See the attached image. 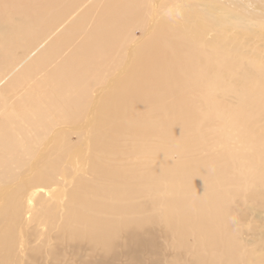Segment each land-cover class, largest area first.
<instances>
[{
    "label": "bare ground",
    "instance_id": "obj_1",
    "mask_svg": "<svg viewBox=\"0 0 264 264\" xmlns=\"http://www.w3.org/2000/svg\"><path fill=\"white\" fill-rule=\"evenodd\" d=\"M22 2L17 0L10 8ZM143 3L107 0L92 28L91 40L79 45L104 54L123 52L119 63L124 69L118 72L109 67L116 53L105 56L109 73L94 79L95 85L103 86L99 95H89L82 76L87 66L77 60L73 66L82 74L68 77L62 67L49 95L36 103L40 121L46 113L44 107L58 106L61 118L86 129L83 144L77 145L81 159L77 166L84 171L87 164L94 173L91 185L83 188L75 179L71 188L56 189L54 202L41 210L29 204L23 208L24 214L30 209L23 225L21 203L16 199L26 194L31 201L39 196L53 197L32 189L47 184L48 175L59 167L65 157L60 152L67 147V132H50L47 148L40 151L30 179L24 181V176L19 179L24 167L20 172L18 167L26 164L34 151H19L23 126L18 113L15 120L0 121L16 122L12 131L0 129V146L9 151L6 155L0 152V264H60L68 255L81 253L85 245L90 250L84 252L90 257L81 264H120L119 253L127 255L125 264H164L158 243L161 235L181 237L177 261L184 246L195 245L197 254L186 264H241L242 259L247 260L245 252L237 256L240 242L234 233L238 213L233 195L264 204V56L250 52L249 57L240 50L245 34L264 35V0H225L230 10L221 11L218 5L225 6L222 0H205L209 24L200 22L193 31L187 29L186 21L192 15L186 12L180 28H175L165 15L152 20L144 40L136 43L131 38L136 44L129 45L125 32L129 26L140 25ZM40 19L41 14L24 22L20 14L13 24L2 20L0 45L18 24L28 27ZM218 27L235 33L220 34ZM229 95L235 97V105H227ZM33 97H29L32 105L36 102ZM27 98L22 99V105ZM15 106L20 108L19 101ZM192 111L197 118L191 117ZM218 122L227 132L221 131L214 139L221 149L209 153L201 129ZM233 139L240 150L229 144ZM17 178L18 187L14 183ZM63 197L71 212L69 221L63 220L65 224L53 233L38 229L53 223L56 202ZM30 223H35V228ZM202 248H211L212 253L204 254ZM147 251L151 254L148 262L142 255Z\"/></svg>",
    "mask_w": 264,
    "mask_h": 264
},
{
    "label": "rangeland",
    "instance_id": "obj_2",
    "mask_svg": "<svg viewBox=\"0 0 264 264\" xmlns=\"http://www.w3.org/2000/svg\"><path fill=\"white\" fill-rule=\"evenodd\" d=\"M16 1L17 0H1L0 22H3L2 20H4L8 22L10 21L13 24V19L18 18L20 14L22 21L27 22L33 16L35 18L41 14V19L38 24H32L33 22H31L28 27L18 24V28H15L13 31L11 30L10 38H8L3 45H0V50H2L0 51V121H5V118L9 119L8 117H10V120H15L16 114L18 113V120L22 121L21 123L23 126L21 133L25 131L23 134L20 133L19 135L23 143L22 146H24L23 148L20 144L19 151L22 153L27 152V154L31 149L34 151L32 156H27L28 161L26 164L20 165L18 167L19 170L13 169L20 172L21 168L24 167L21 170L20 178H18L23 179L21 177L24 176L26 177L24 178V181L30 179V170L32 166L39 161L40 151L45 147L47 148L49 144L48 140L53 134L50 132H54L55 130L58 132H67V147L60 152V155L64 154L65 157L61 158L59 167L56 171L48 175L47 184L43 186L36 184V188L32 189H37L39 191L38 194H52L51 196L53 197H48L47 195L39 196L37 199H32L31 201L28 194H26L27 197L19 196L16 199L21 203L20 208L21 213L23 214L22 221L25 222L23 225H26V218L30 215V209L24 214L23 208L26 206L28 207L29 204L31 206H37L38 209L41 210L43 205L52 204L54 202L56 197L53 195V192L56 189H62L63 192L66 189L71 188L75 185V181H77L75 179H78L76 182L77 185L81 183L83 188H85L86 186L91 185L89 184L91 180H94V173L88 170L87 164L83 165V167L86 166L84 171L83 169L79 170L77 166L78 161L81 160L80 156L76 154L77 147H80V144H83V136L85 137L86 129L82 128L81 123H68L72 122V120H64L61 118L59 114L62 111L59 110L58 106L44 107L46 113L44 119H41L40 121L39 117L35 114L37 101H44L49 95V89L52 87L54 88L55 86V84L52 83L53 80H55L54 76L62 67H64L66 76L68 77H71L75 72L81 73L75 66H73L77 60L87 66L84 74H81L84 77V82L89 86V95L91 98H95L99 95L103 88L102 85L94 84L95 76H100L106 72L109 73V70L107 69L108 62L107 59H105V56H112L116 53L114 54V58H111V61L109 62L112 64L109 67H112L110 70L113 69V72L121 71L124 67L119 63L123 56L122 51L121 53L118 50V53L104 54L103 50H97L92 47H84L81 49L79 46L80 44L84 45L91 40L92 34L94 33L92 32V28L96 26V19L98 18L103 4H105L107 0H72L71 2L70 0H27L26 2L23 0L21 5L11 9L10 7ZM156 1L157 0H143V8L139 17V26L141 28L132 25L126 29V38L128 36V38H130L128 40L126 39L127 44L131 45L132 43H139L140 40H144V38L149 35L148 27L150 24H153V21H158L160 18L164 17L165 11L176 6H179L182 10V16H185L184 14H186V12L192 15L188 18V22L186 21L187 29L193 31V28H195L200 22L209 24L207 22V19L209 18L205 11L207 7L205 0H159L157 2L158 5L156 4ZM222 2L224 4L225 0H222ZM229 5V3H225V6L218 5V9H220V11L226 9L230 10L227 8ZM254 5L256 4H253L252 6ZM156 9L157 11H155ZM180 19L181 17L172 20L171 24H173L175 28H180ZM169 24L170 22H168V25ZM218 29L220 34L230 35L235 33L233 30L227 28L218 27ZM224 29L230 32H226ZM211 33L212 32L209 31V34ZM240 35L241 34H238V36ZM130 40L132 41L130 42ZM243 41L244 45L243 42H239V45H243L240 54L241 52H246L245 54L249 57L251 56V53L264 56V35L262 36V33L252 35L245 34ZM49 78H51V80ZM1 86L6 89L2 90ZM32 96L36 99V102L33 105L29 102V97ZM25 97H28L27 101L22 105V99ZM64 99L66 100V96H64ZM18 101L20 108L15 106ZM228 103L235 105V97L229 95L227 105ZM37 107H39V105H37ZM50 112H52L51 116L48 115L51 114ZM190 113L191 117H198L195 111ZM54 117H56L55 120H53ZM262 121H264V119ZM48 122H52V124L50 125ZM80 122H82V120ZM15 123L16 122H0V129L7 127L12 131ZM221 123L222 122L212 123L201 129L203 131V137L208 140L205 147L208 149L209 153L211 152L215 154L221 149V144L214 140L217 134L220 135L219 133L221 131L227 132V128L225 130L222 127L223 123ZM262 123L264 126V122ZM50 126L52 127L50 128ZM190 129L192 130L193 128L190 127ZM234 134L236 136V133ZM42 135L44 139L41 138ZM234 139L231 140L232 142L229 144L240 150L239 144ZM242 147H245L244 149L248 148L243 145ZM74 149L76 151H74ZM244 149L241 148L243 151ZM0 152L6 155L9 151L0 146ZM243 153H245V151ZM196 158H201V154H197ZM164 159H167V157ZM106 160L109 161V159ZM46 161L48 162L49 160ZM121 161L124 163L125 159H121ZM18 178L16 182H14L17 187V182H19ZM240 184H243V182H240ZM159 195H162V193ZM233 197L235 199V204H237L235 211L238 213L234 233L240 242V245H238L239 255L237 254V256L240 257V254L245 252L247 260L242 259L241 264H262L264 261V204L252 203L247 200L243 201L241 197H237L235 194ZM45 198H48L47 201H45ZM238 200H241L242 203L239 204L237 202ZM56 204L57 208L54 211L56 219L53 220V223L50 222L47 225H41V227L37 226L38 229L44 227L47 232L53 233V230H57V226L62 223L65 224L63 220L72 217L64 197L58 199ZM158 207L160 208L159 204ZM35 226V223H30L31 228H35ZM0 229H2V227H0ZM180 241L181 237L178 235L159 236L158 243L162 247L164 264H186V261L189 258L190 263L192 257L197 254V252L194 251L195 245L193 243L188 244L180 250L179 254L182 253V257L177 261L176 252ZM76 249H78V247H76ZM80 250L81 253L73 256L68 255L67 258L69 259L64 260L60 264H81L82 259L90 257V255H86L90 250L86 245ZM69 252L70 251H68V253ZM201 252L204 254H211L212 249L202 248ZM58 254L61 255V253ZM142 255H144L147 262L150 261L151 254L149 251L146 253L142 252ZM152 255L154 258V254ZM119 257L120 258L117 261H119L120 264H125L127 262V255L125 253H122L121 256L119 253Z\"/></svg>",
    "mask_w": 264,
    "mask_h": 264
},
{
    "label": "clouds",
    "instance_id": "obj_3",
    "mask_svg": "<svg viewBox=\"0 0 264 264\" xmlns=\"http://www.w3.org/2000/svg\"><path fill=\"white\" fill-rule=\"evenodd\" d=\"M165 15L171 19V20H175L178 19L179 17L182 16V10L180 9L179 6H176L174 8H170L169 10H167L165 12Z\"/></svg>",
    "mask_w": 264,
    "mask_h": 264
}]
</instances>
